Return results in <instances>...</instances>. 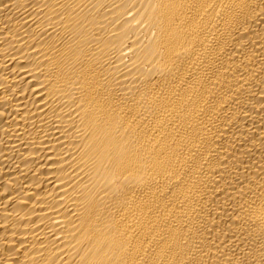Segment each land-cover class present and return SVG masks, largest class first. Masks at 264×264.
<instances>
[{
    "label": "bare ground",
    "instance_id": "obj_1",
    "mask_svg": "<svg viewBox=\"0 0 264 264\" xmlns=\"http://www.w3.org/2000/svg\"><path fill=\"white\" fill-rule=\"evenodd\" d=\"M0 264H264V0H0Z\"/></svg>",
    "mask_w": 264,
    "mask_h": 264
}]
</instances>
